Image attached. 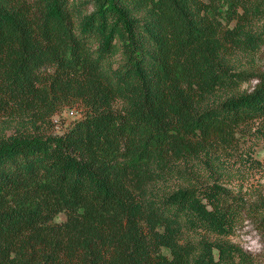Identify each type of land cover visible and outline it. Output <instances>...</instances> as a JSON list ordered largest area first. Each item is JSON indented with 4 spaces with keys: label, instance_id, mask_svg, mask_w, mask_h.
Wrapping results in <instances>:
<instances>
[{
    "label": "trees",
    "instance_id": "obj_1",
    "mask_svg": "<svg viewBox=\"0 0 264 264\" xmlns=\"http://www.w3.org/2000/svg\"><path fill=\"white\" fill-rule=\"evenodd\" d=\"M263 18L264 0H0V116L84 108L0 137V264H247L209 236L264 226V205L181 164L231 156L264 119V73L229 63Z\"/></svg>",
    "mask_w": 264,
    "mask_h": 264
},
{
    "label": "rangeland",
    "instance_id": "obj_2",
    "mask_svg": "<svg viewBox=\"0 0 264 264\" xmlns=\"http://www.w3.org/2000/svg\"><path fill=\"white\" fill-rule=\"evenodd\" d=\"M253 29L262 36L263 42L253 54L239 53L229 58L234 72L264 73V18L255 21ZM255 81L256 79H251L249 82H244L240 90L251 89ZM68 107L74 108V116L66 114ZM83 113L84 108L81 103L72 102L64 104L44 122L38 121L35 125H32L35 116L23 113L5 114L0 116V137L17 133L59 134L67 123H72ZM229 152L231 156L220 155L218 159L201 156V161L191 160L181 166L190 170V176L198 183L210 184L214 181L213 178L218 179L231 191L232 195L242 199L247 207L264 205V119L256 121L251 126L249 133L239 134L236 148L230 149ZM253 160L257 163H252ZM209 161L210 165L207 164ZM174 183L186 184V181L173 180L168 182L166 187L172 188ZM65 218L64 213H59L54 221L61 222ZM257 218L255 214L244 213L242 219L236 224L232 235L209 236V238L212 240L221 238L239 246L248 256L247 264H264V226Z\"/></svg>",
    "mask_w": 264,
    "mask_h": 264
},
{
    "label": "built area",
    "instance_id": "obj_3",
    "mask_svg": "<svg viewBox=\"0 0 264 264\" xmlns=\"http://www.w3.org/2000/svg\"><path fill=\"white\" fill-rule=\"evenodd\" d=\"M66 114L69 115V116H74L75 114V110L74 108H71V107H68L67 110H66ZM70 123H67V125L64 127L63 131L65 130V128L69 125ZM62 131V132H63ZM61 132V133H62ZM60 134V133H59Z\"/></svg>",
    "mask_w": 264,
    "mask_h": 264
}]
</instances>
